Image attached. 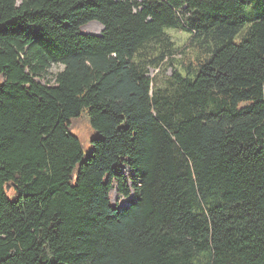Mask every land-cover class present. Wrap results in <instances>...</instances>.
Wrapping results in <instances>:
<instances>
[{"label": "trees", "instance_id": "16d2710c", "mask_svg": "<svg viewBox=\"0 0 264 264\" xmlns=\"http://www.w3.org/2000/svg\"><path fill=\"white\" fill-rule=\"evenodd\" d=\"M0 264H264V0H0Z\"/></svg>", "mask_w": 264, "mask_h": 264}, {"label": "rangeland", "instance_id": "374dc122", "mask_svg": "<svg viewBox=\"0 0 264 264\" xmlns=\"http://www.w3.org/2000/svg\"><path fill=\"white\" fill-rule=\"evenodd\" d=\"M256 4L258 5L257 2ZM247 12L249 17H253L254 14H256V11L251 6H248ZM246 28L241 31L238 38H241L244 35ZM81 31L83 34L99 35L102 31V27L98 23L91 21L87 25L83 26ZM165 35L168 36L173 45L170 48L172 55L168 56V58L161 63L159 68H149L148 76L153 81V91H158L159 93H172L174 90L172 82L173 74L176 72L184 76L185 67L189 64V62H194L198 57V54L192 45V34L189 32L182 29H167L165 30ZM156 51L157 45H152V43H149L146 47L139 51L137 58L144 57L146 60L154 59ZM60 70L61 67L52 66L49 71L50 77ZM70 132L80 141L83 152L88 154L90 152L89 142L91 138L95 137V134L90 129L85 120L78 119L75 127L71 129ZM111 194L113 198L114 192L112 191ZM119 204L121 205L122 202L120 201Z\"/></svg>", "mask_w": 264, "mask_h": 264}]
</instances>
